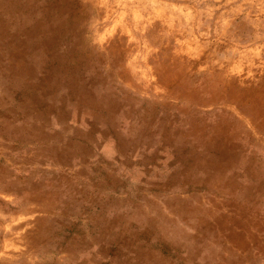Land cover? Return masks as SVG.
<instances>
[{
	"label": "bare ground",
	"instance_id": "bare-ground-1",
	"mask_svg": "<svg viewBox=\"0 0 264 264\" xmlns=\"http://www.w3.org/2000/svg\"><path fill=\"white\" fill-rule=\"evenodd\" d=\"M86 8L73 0H0V38L10 46L0 47V135L13 141L20 162L58 167L0 160L1 189H22L21 208L56 212L31 233L37 255L48 264H258L263 92L215 69L162 79L173 85L175 103L131 89L103 73L96 48L80 44L93 29L78 26ZM178 187L197 190L193 200L202 190L236 192L239 208L210 223L191 199L170 201L166 190ZM145 190L172 202L179 221L159 213ZM64 250L69 255L55 256Z\"/></svg>",
	"mask_w": 264,
	"mask_h": 264
},
{
	"label": "rangeland",
	"instance_id": "rangeland-1",
	"mask_svg": "<svg viewBox=\"0 0 264 264\" xmlns=\"http://www.w3.org/2000/svg\"><path fill=\"white\" fill-rule=\"evenodd\" d=\"M73 1L88 7L89 16L78 22L80 29L88 31L93 26L80 44L96 48L103 59V73L115 77L119 83L128 82L131 89L139 88L155 98L167 96V101L175 103L173 96H169L173 85L168 87L162 79H182L190 70L200 75L215 69L222 70L236 85L260 89L264 94V0ZM8 42L7 36L0 38V47H10ZM20 155L13 149V141L0 135V160L6 164L21 169L58 168L49 161L20 162L17 159ZM3 181L7 177L0 172V264L16 258H24L28 264H48L45 256L37 255L31 233L41 225L42 219L53 217L56 212L37 208L31 202L30 208H21L19 204L26 194L20 188L2 190ZM196 191L178 187L167 189L166 194L170 201L191 199L210 223L239 208L233 202L236 192L202 190L193 200ZM143 193L158 203L159 213L179 221L172 202L162 200L150 190ZM74 217L84 225L81 215ZM246 217L251 219L250 215ZM182 226L191 233L198 232L192 225L183 223ZM226 244L242 254L243 249L234 239L227 240ZM253 251L259 256L258 264H264V254L257 248ZM69 253L64 250L55 256L64 257ZM253 262L245 260L241 264Z\"/></svg>",
	"mask_w": 264,
	"mask_h": 264
}]
</instances>
